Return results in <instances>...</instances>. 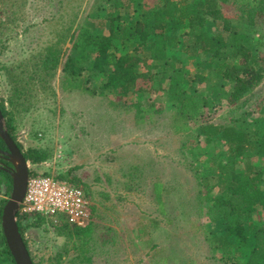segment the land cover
Segmentation results:
<instances>
[{"label":"rangeland","instance_id":"rangeland-1","mask_svg":"<svg viewBox=\"0 0 264 264\" xmlns=\"http://www.w3.org/2000/svg\"><path fill=\"white\" fill-rule=\"evenodd\" d=\"M144 1L150 4L153 0ZM226 1L220 3L222 11L249 35L253 53L264 60V19L249 21L242 16L239 4ZM99 5L101 0H0V103L6 108L5 128L23 154L43 151L48 155L42 163L27 161L29 170L66 177L70 183L76 179L82 182L94 223L87 257L79 252L77 232L69 237L59 223L46 219L22 224L34 264H157L167 257L170 264L179 260L181 264H245L249 249L243 248L227 262L209 245L205 232L210 228L206 217H199L194 200L196 181L190 164L202 176H213L216 164L230 159L225 143L219 139L209 144L203 139L194 142L195 126L187 135L176 133L171 118L178 106L163 89L131 94L117 100L115 107L109 98L62 89L63 56L72 48L71 35L80 26L101 32ZM104 27L102 30L108 32V23ZM208 29L213 33L216 26ZM60 38L61 62L54 76L48 73L49 78L42 83L39 65H35L44 50ZM116 46L114 51L119 54L131 52L130 47ZM73 54L78 63L92 68L93 53ZM198 60L201 66L196 65L197 60L191 62L184 82L197 75L209 81L183 84L196 95L204 89L216 103L201 123L227 126L238 114L244 119L241 127L253 138L261 135L264 79L235 113L234 106L219 94L221 86L228 88L229 84L215 74L208 58ZM229 62L238 64L234 58ZM262 68L264 73V61ZM83 79L99 89L106 77L89 70ZM142 83L138 86L143 89L146 86ZM135 103L146 108L153 105L164 114L138 123L136 110L131 109ZM250 160L263 170V157L256 154L247 158ZM135 167L143 174L133 179ZM238 168L242 170L243 165L238 163ZM160 184L164 190L159 202L155 185ZM11 192L3 189L0 198L7 203ZM263 221L264 214L258 213L256 222L261 225ZM212 231L217 236L218 229L213 226Z\"/></svg>","mask_w":264,"mask_h":264},{"label":"trees","instance_id":"trees-1","mask_svg":"<svg viewBox=\"0 0 264 264\" xmlns=\"http://www.w3.org/2000/svg\"><path fill=\"white\" fill-rule=\"evenodd\" d=\"M234 1L242 7V16L247 20L264 19V0ZM221 2L227 1L153 0L149 4L144 0H101L98 6L103 15L101 32L96 33L89 26H80L71 35L72 48L63 56L62 89L81 90L91 96L109 98L113 107L117 106V100L131 94L165 90L169 100L178 106V111L171 118L176 133L187 135L195 126L194 142L203 139L209 144L219 139L228 147L229 161L220 165L217 163V173L213 176H202L199 169L190 164L196 181L194 200L197 212L200 218L206 217L207 227L210 228L205 232L209 245L216 253L222 254L227 262L234 260L235 254L247 248L250 253L245 264H264V221L261 225L259 221L256 222L258 213L264 214V167L260 170L252 160L247 161L248 157L256 154L264 158V132L253 138L248 130L241 127L244 119L238 114L227 126L211 121L201 123L206 120L209 110L216 107V103L206 96L204 89L200 95H196L188 92L183 84L187 80L191 62L197 60L196 65L201 66L198 59L208 58L210 65L215 68V74L229 84L228 88L221 86V99L233 105V112L238 113L242 108L240 104L252 96L264 79V60L253 53L249 35L240 31L236 22L224 14ZM106 23L108 32L102 30ZM211 25L216 26L213 33L208 29ZM61 43L60 38L58 43L46 48L39 56L40 60L35 66L39 65L40 82L44 83L49 78L46 77L48 73H52L50 77L54 76L53 71L61 62ZM116 44L130 47L131 52L123 50L117 53L114 51ZM75 51L93 53L92 68L78 63L73 54ZM229 58L238 60V64L229 62ZM89 70L100 72L106 77L99 89L85 83L83 74ZM190 79L186 83L202 85L209 81L202 75ZM140 82L146 87L139 88ZM131 109L136 110L138 123H144L147 119L151 122L156 114H164V110H154L153 105L146 108L135 103ZM0 110L6 117L4 102L0 103ZM24 156L33 163L48 159L43 151H30ZM238 163L243 165L242 170L238 168ZM140 173L138 167L132 174L133 179L139 178ZM37 174L30 170L31 176ZM58 178L68 180L66 177ZM71 183L81 188L88 199L79 179ZM160 187L155 185L159 202L162 198ZM127 188L135 189L131 185ZM3 189L6 193L11 192L12 177L0 169V195ZM5 204L6 200L0 198V264H16L2 229ZM17 220L27 245L22 224L28 221L43 222L44 218L19 214ZM59 224L69 237L77 232L79 252L87 257L94 223L90 220L84 227H75L66 221H60ZM213 226L218 229L215 237ZM70 228H74V231ZM174 264H181L180 260Z\"/></svg>","mask_w":264,"mask_h":264},{"label":"built area","instance_id":"built-area-1","mask_svg":"<svg viewBox=\"0 0 264 264\" xmlns=\"http://www.w3.org/2000/svg\"><path fill=\"white\" fill-rule=\"evenodd\" d=\"M19 214L41 216L57 223L66 221L75 227H84L91 220L90 203L84 191L45 173L30 175Z\"/></svg>","mask_w":264,"mask_h":264},{"label":"water","instance_id":"water-1","mask_svg":"<svg viewBox=\"0 0 264 264\" xmlns=\"http://www.w3.org/2000/svg\"><path fill=\"white\" fill-rule=\"evenodd\" d=\"M0 127V136L9 149V152L5 153V155L8 156L14 166V170L9 171L4 169L12 177V192L3 209L2 229L16 264H34L28 247L19 230L17 220L20 211V204L25 197L30 178L29 165L23 152L17 147L11 136L5 130L1 111Z\"/></svg>","mask_w":264,"mask_h":264},{"label":"flooded vegetation","instance_id":"flooded-vegetation-1","mask_svg":"<svg viewBox=\"0 0 264 264\" xmlns=\"http://www.w3.org/2000/svg\"><path fill=\"white\" fill-rule=\"evenodd\" d=\"M1 113H2V111H1ZM2 115H3V113H2ZM3 119H4V116H3ZM4 126H5V124H4ZM5 130L11 136V138L13 139V141L15 142L17 147L21 150L18 141L10 134V132L6 128H5ZM0 132H1V127H0ZM8 152H9V149H8L7 145L5 144L4 140L0 136V169L3 171H5L4 169L9 170V171L14 170L13 164L11 163L8 156L5 155V153H8ZM5 172L8 173L7 171H5Z\"/></svg>","mask_w":264,"mask_h":264},{"label":"crops","instance_id":"crops-1","mask_svg":"<svg viewBox=\"0 0 264 264\" xmlns=\"http://www.w3.org/2000/svg\"><path fill=\"white\" fill-rule=\"evenodd\" d=\"M160 189H161V197H162V192H163V190H164V187L162 186V184H160ZM107 261H109V258L108 257H106L105 258ZM106 263H109V262H106ZM106 263H104V264H106ZM170 264L169 263V257H167L166 259L165 258H162L161 260H160V262L158 263L157 262V264ZM174 264V263H173Z\"/></svg>","mask_w":264,"mask_h":264}]
</instances>
